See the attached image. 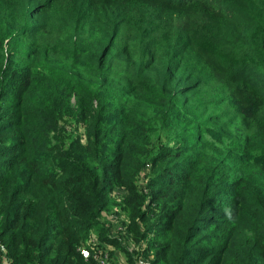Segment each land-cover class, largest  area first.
I'll list each match as a JSON object with an SVG mask.
<instances>
[{
    "label": "trees",
    "instance_id": "1",
    "mask_svg": "<svg viewBox=\"0 0 264 264\" xmlns=\"http://www.w3.org/2000/svg\"><path fill=\"white\" fill-rule=\"evenodd\" d=\"M0 242L264 264V0H0Z\"/></svg>",
    "mask_w": 264,
    "mask_h": 264
},
{
    "label": "rangeland",
    "instance_id": "2",
    "mask_svg": "<svg viewBox=\"0 0 264 264\" xmlns=\"http://www.w3.org/2000/svg\"><path fill=\"white\" fill-rule=\"evenodd\" d=\"M142 183H146V182H143V180H142ZM121 218H123V216ZM121 220L122 219L115 216V218L113 220H111L110 222L106 221L107 224H109L111 235L118 236L120 230L123 232V230L125 229L124 228L125 226L121 225V222H120ZM121 240L123 242V245L126 246L131 251L138 248V244L136 243V241H134V240H132L126 236L121 237ZM111 248H112L111 250H113V253L116 252L117 254H119V260H120L121 264H125L126 263V257L120 251H118L116 248H114V247H111ZM109 258H112V256H110ZM135 258H136L137 264H148V262L146 260L139 257L138 255H135Z\"/></svg>",
    "mask_w": 264,
    "mask_h": 264
},
{
    "label": "built area",
    "instance_id": "3",
    "mask_svg": "<svg viewBox=\"0 0 264 264\" xmlns=\"http://www.w3.org/2000/svg\"><path fill=\"white\" fill-rule=\"evenodd\" d=\"M81 253L83 254L85 258H88L91 256V253L87 248H83L81 250ZM93 257L95 260H98L99 264H110V261H111L108 253H105V255L102 256L101 252H96L93 255ZM0 264H8V262L3 258L1 252H0Z\"/></svg>",
    "mask_w": 264,
    "mask_h": 264
}]
</instances>
